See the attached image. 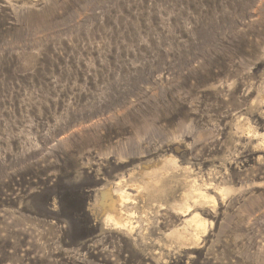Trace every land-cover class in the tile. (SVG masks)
I'll return each mask as SVG.
<instances>
[{
  "label": "rangeland",
  "instance_id": "obj_1",
  "mask_svg": "<svg viewBox=\"0 0 264 264\" xmlns=\"http://www.w3.org/2000/svg\"><path fill=\"white\" fill-rule=\"evenodd\" d=\"M0 264H264V0H0Z\"/></svg>",
  "mask_w": 264,
  "mask_h": 264
},
{
  "label": "bare ground",
  "instance_id": "obj_2",
  "mask_svg": "<svg viewBox=\"0 0 264 264\" xmlns=\"http://www.w3.org/2000/svg\"><path fill=\"white\" fill-rule=\"evenodd\" d=\"M101 196L103 197V205H107L108 209L106 208V211L108 210L109 214L108 215V219H110L111 221L115 222V223H121L122 222V218H123V214L121 209L119 208L117 202H121L123 200V197H119L118 201L115 200V198L113 197L111 190L109 191H105L101 194ZM103 206V207H104Z\"/></svg>",
  "mask_w": 264,
  "mask_h": 264
}]
</instances>
